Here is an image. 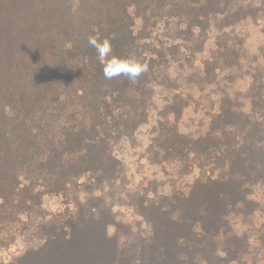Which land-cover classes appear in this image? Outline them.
<instances>
[{
    "label": "trees",
    "instance_id": "obj_1",
    "mask_svg": "<svg viewBox=\"0 0 264 264\" xmlns=\"http://www.w3.org/2000/svg\"><path fill=\"white\" fill-rule=\"evenodd\" d=\"M236 1L0 0V256L55 231L71 205L82 209L81 194L95 188L102 164L138 135L149 134V161L162 173L199 169L192 183L224 188L223 201L230 190L231 213L256 211V190L264 191V66L252 67L248 88L238 91L228 88L240 67L236 45L217 43L196 57L199 33L243 12ZM261 9L249 2L245 17ZM97 33L111 39L113 54L135 55L149 71L135 82L105 79L87 42ZM187 85L207 99L198 106L210 120L193 133L180 125L192 105L183 104ZM98 137L116 140L110 155L95 148ZM52 198L64 209L51 214Z\"/></svg>",
    "mask_w": 264,
    "mask_h": 264
},
{
    "label": "rangeland",
    "instance_id": "obj_2",
    "mask_svg": "<svg viewBox=\"0 0 264 264\" xmlns=\"http://www.w3.org/2000/svg\"><path fill=\"white\" fill-rule=\"evenodd\" d=\"M261 1L237 0L243 10L236 14L238 17L223 20L221 27L212 24L210 34L206 35L205 30L197 34V46L201 47L197 58L210 55L217 43H231L240 49V67L234 68L235 81L228 87L231 90H246L251 68L264 66V7ZM249 2L262 8L256 18L245 17L244 7ZM232 22L231 26L220 30ZM235 24L237 26H233ZM181 93L183 104L186 100L192 103L189 107L192 114L186 116L182 110L180 125L186 133L196 132L199 128H193L194 124L210 122L198 106L206 105L207 99L191 95L188 85L182 86ZM215 99L218 97L210 98ZM149 137V134L138 135L137 139L131 137V143L118 147L117 159L102 164L95 188L82 192V209L71 205L56 217L58 220L52 225L58 227L55 231L19 241L0 256V263L264 264L263 189L256 190L259 201L256 211L238 218L229 208L233 198L228 187L227 200L223 201L224 188L205 182L196 186L192 183L199 169L187 177L179 173L174 176L171 170L162 173L158 164L151 163L154 143ZM99 140L100 137L95 148L105 147L106 153L104 148L100 151L110 155L116 140ZM229 171L233 170L229 168ZM255 175L263 178L260 172ZM215 200L221 204H214ZM49 206L51 214L65 207L54 198ZM114 208L119 211L113 213ZM60 216H64L61 221ZM32 224L37 228L41 222L34 220ZM109 225L115 226L114 235H109ZM218 251L225 255H218Z\"/></svg>",
    "mask_w": 264,
    "mask_h": 264
},
{
    "label": "clouds",
    "instance_id": "obj_3",
    "mask_svg": "<svg viewBox=\"0 0 264 264\" xmlns=\"http://www.w3.org/2000/svg\"><path fill=\"white\" fill-rule=\"evenodd\" d=\"M87 42L91 48L95 49L96 58L102 65L103 75L107 80L123 75L128 80L135 82L142 74L149 71L148 62H141L135 55L120 56L113 54V44L110 38L101 39L97 33L96 35H89ZM185 112L186 116L192 114L191 108L186 109ZM169 118L173 119L174 116ZM181 131L184 132L186 130L181 128ZM116 211H119V209L114 208L113 213ZM117 219L119 220L120 218L117 217ZM108 232L110 236L114 235L116 232L115 226L109 225ZM218 255L223 256L225 253L218 251Z\"/></svg>",
    "mask_w": 264,
    "mask_h": 264
}]
</instances>
